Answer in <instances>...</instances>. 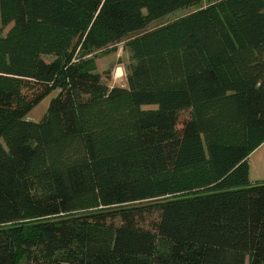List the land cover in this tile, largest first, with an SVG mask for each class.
<instances>
[{
    "label": "trees",
    "instance_id": "16d2710c",
    "mask_svg": "<svg viewBox=\"0 0 264 264\" xmlns=\"http://www.w3.org/2000/svg\"><path fill=\"white\" fill-rule=\"evenodd\" d=\"M202 1L0 0V264H264V0Z\"/></svg>",
    "mask_w": 264,
    "mask_h": 264
},
{
    "label": "rangeland",
    "instance_id": "374dc122",
    "mask_svg": "<svg viewBox=\"0 0 264 264\" xmlns=\"http://www.w3.org/2000/svg\"><path fill=\"white\" fill-rule=\"evenodd\" d=\"M214 0H203L199 5L192 6L184 9L177 10L161 19L152 22L149 27L153 28L176 17L182 16L192 10H195L201 6H206L208 3ZM116 50L105 55H100L95 58L96 71L101 74V79L108 86H125L127 83V75L130 72L132 64L131 54L127 47H125L124 41L118 43ZM99 53V51H98ZM56 94L53 91L50 95L45 97L40 103H38L30 112L27 113V119L38 121L45 113L50 98ZM25 259L22 258L19 264H24Z\"/></svg>",
    "mask_w": 264,
    "mask_h": 264
},
{
    "label": "crops",
    "instance_id": "0c3cea01",
    "mask_svg": "<svg viewBox=\"0 0 264 264\" xmlns=\"http://www.w3.org/2000/svg\"><path fill=\"white\" fill-rule=\"evenodd\" d=\"M247 165L250 181H264V142L248 155Z\"/></svg>",
    "mask_w": 264,
    "mask_h": 264
}]
</instances>
